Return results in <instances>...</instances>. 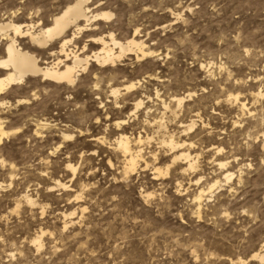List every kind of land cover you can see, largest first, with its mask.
<instances>
[{"label":"rangeland","instance_id":"obj_1","mask_svg":"<svg viewBox=\"0 0 264 264\" xmlns=\"http://www.w3.org/2000/svg\"><path fill=\"white\" fill-rule=\"evenodd\" d=\"M75 2L0 0V23L47 26ZM87 8L113 17L80 34L74 51L90 55L93 38L113 32L125 42L138 28L159 55L115 68L92 64L99 79L82 75L74 87L39 80L13 90L0 108L11 132L0 145V264H261L251 256L264 250V97L251 94H264V0H90ZM136 81L137 93L149 96L136 115L128 97L103 99L110 86ZM173 97L185 98L180 108ZM22 98L29 103L17 104ZM190 121L194 128L183 132ZM40 123L46 127L35 137ZM120 134L141 137L147 168L125 175L113 146ZM168 134L192 144L194 170L171 164L175 153L162 144ZM216 180L219 189L193 201ZM25 195L36 206L24 204ZM39 229L42 249L32 244Z\"/></svg>","mask_w":264,"mask_h":264},{"label":"bare ground","instance_id":"obj_2","mask_svg":"<svg viewBox=\"0 0 264 264\" xmlns=\"http://www.w3.org/2000/svg\"><path fill=\"white\" fill-rule=\"evenodd\" d=\"M89 1L90 0H76L73 5L67 6L59 14H55V16L52 17L51 24L47 26L43 25L40 27H36L31 23L23 25L24 23L16 24L10 21H2V23H0V40L4 41L3 52L0 53V108H4L9 105L7 99L8 97H10V94H12L13 90H18L28 83L31 84L30 81L34 84H37V82L40 80V82L42 81L44 84H51V86L52 84H55L60 86L64 85V87H74L78 82L79 77H81L82 75L90 74L95 81L99 79V76H101V74L99 73L100 75L98 76V73L93 72V70L91 71V69L94 68V65L92 64H95V66L99 68L106 69V67L115 68L118 63L127 60L129 57L135 59L136 62H142L158 57V51L155 52L154 49H149V47L145 45L144 41L137 38L138 35L136 34L138 33V28L135 29L136 31L134 30L135 32H133L135 35L131 36L130 39L126 40L125 42L118 41L115 38L114 34H112L113 32L108 33L107 37L93 38V40L91 41H94L93 45L96 46V51L91 52L90 55H85V47H83L81 51H74L75 48L73 47L74 49H72L71 44L75 39L78 38L80 34H82L83 32H88L89 27L94 22L100 20L109 21L113 17V14H111L110 12L91 14L92 12H90V9L87 8V4ZM70 30L72 31V35L68 36L67 34H69L68 32ZM25 40L27 41V43ZM55 44L58 46L57 49L54 48ZM44 52L49 53L50 57L49 59L43 61L40 60V55ZM99 71L101 70L99 69ZM146 78L151 80L152 82L160 81L156 75H149ZM97 83L98 82H96V84L93 86L94 91H98ZM140 84V81H136L115 87L110 86L108 88V91L106 93H103V99H112L114 104H117L118 100H122L124 97H128L130 98L133 106V112L131 113V115H136V112L139 109H141L142 107L144 108V99L149 98V96L144 95V93L142 95H139L137 93L139 86H141ZM34 87L36 88L37 86L34 85ZM35 92L32 90L31 97L35 98L37 96ZM99 95L101 94H96L97 99L100 101V104H104L102 98L98 97ZM158 96L159 95L156 94V97L160 98ZM190 97V94L186 96V98ZM251 97L254 99V101H258L264 97V94L261 90H258L257 92L252 93ZM184 100L185 98L176 97H173L172 99V101L177 104L178 108H180L182 103L185 102ZM234 100L238 102L239 97L235 96ZM16 102L17 104L21 105L28 104L29 99L22 98L18 99ZM162 104L161 105L164 107H162L164 111L169 109V107L165 103ZM240 108L242 110H245V104L241 103ZM171 113L175 114V111L173 110ZM190 122L191 123L185 127L184 131L182 130L183 132L191 131L194 128V122ZM5 124V119L0 118V145L1 142H3L2 140L8 137V135L11 133L6 130ZM113 125L117 129H119L121 125H124V121H116ZM159 125H161V123ZM35 127L36 129L34 130L33 135L35 137H38L41 134V130L46 127V124H36ZM16 132L17 130L15 131V133ZM173 136L169 135L167 137L166 135V139H164L162 136V138L164 139L162 141V144L167 146V148L175 153L172 156L171 164L173 165L177 161L182 160L187 166V169H183V172L192 169L194 170L195 160L197 159V156L192 157V154L188 153V150L191 149L192 144L187 143L186 141H175ZM63 137L64 139H69L71 136L64 134ZM92 141L97 144H104L103 138L96 137L92 139ZM142 143L143 142L140 136L136 140H132L125 134H120L114 140V150L120 153L123 158V170L125 172V175L133 172L141 163H143L144 169L148 167V164L145 163L141 154L143 151L139 149V145H141ZM186 148L187 151H185ZM216 151L220 153L221 149L217 148ZM227 164L228 163H226L225 161L217 162V166L221 170H224L227 167ZM67 168L75 172L73 166L67 165ZM168 169L169 168L167 167L166 170L168 171ZM161 174L162 173L160 172V169H155V177L156 175L159 176ZM232 177L233 174H230L226 171V174H224L223 178L227 183H229ZM58 186L65 187L63 186V184L61 185V183L58 184ZM219 187L220 182L217 180L209 183L206 189L199 190L193 201L200 204V201L203 197L212 193L214 189H219ZM50 189V191H52L53 188ZM33 200L34 199H31V197L29 198L28 195H25L23 197L24 204L26 202L27 206H36ZM71 217L72 216H70V219H72ZM39 232H41V235H36V237L34 236L35 238L34 240L32 239V244L42 249L41 237L43 238L44 232L40 231V229ZM262 248H264V245L262 246ZM251 259L264 264V250H260L259 252L254 253L251 256Z\"/></svg>","mask_w":264,"mask_h":264}]
</instances>
